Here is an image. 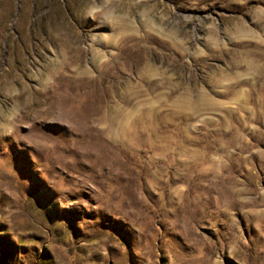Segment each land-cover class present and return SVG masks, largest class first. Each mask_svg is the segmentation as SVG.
Wrapping results in <instances>:
<instances>
[{
    "label": "rangeland",
    "instance_id": "rangeland-1",
    "mask_svg": "<svg viewBox=\"0 0 264 264\" xmlns=\"http://www.w3.org/2000/svg\"><path fill=\"white\" fill-rule=\"evenodd\" d=\"M0 264H264V0H0Z\"/></svg>",
    "mask_w": 264,
    "mask_h": 264
}]
</instances>
